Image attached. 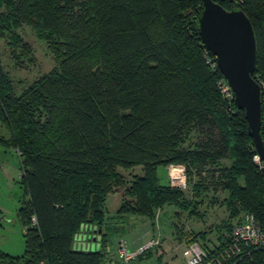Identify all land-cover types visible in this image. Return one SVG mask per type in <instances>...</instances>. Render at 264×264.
I'll return each instance as SVG.
<instances>
[{
	"label": "trees",
	"instance_id": "trees-1",
	"mask_svg": "<svg viewBox=\"0 0 264 264\" xmlns=\"http://www.w3.org/2000/svg\"><path fill=\"white\" fill-rule=\"evenodd\" d=\"M213 1L244 11L253 25L264 141V0ZM202 7L203 0H0V37L33 58L15 33L28 26L59 66L17 94L0 61V127L9 133L0 143L20 155L28 197L18 213L25 254L0 252V264H107L102 234L99 251L82 250L80 237L90 227L103 231L116 188L131 200L119 216L153 218L166 206L202 216L199 201L161 185L159 170L171 164L197 176L196 198L229 192L231 215L252 213L264 228V170L244 112L217 88L223 75L197 30ZM192 134L196 143L185 147ZM136 167L143 174L128 184L118 170ZM227 264H262V255L244 247Z\"/></svg>",
	"mask_w": 264,
	"mask_h": 264
},
{
	"label": "rangeland",
	"instance_id": "rangeland-1",
	"mask_svg": "<svg viewBox=\"0 0 264 264\" xmlns=\"http://www.w3.org/2000/svg\"><path fill=\"white\" fill-rule=\"evenodd\" d=\"M0 12H4V10ZM15 33L18 34L25 43L30 45L33 51V58L27 59L21 57L19 52L14 51L13 49L11 36L6 35L3 38L0 37V61L5 73L12 81L17 94H21L33 83L45 75L50 74L54 70H57L59 66L56 62L55 55L50 51L48 44L40 40L30 27L22 26L17 29ZM0 133L6 138H9V133L4 127H0ZM196 140L197 135L192 134L187 138L185 147H193ZM228 165L229 161L222 162V166ZM118 171L128 184L134 180L135 176L143 174L142 167H136L129 171L123 169H119ZM159 171L163 184L167 185L166 167L161 168ZM197 181L198 178L196 175L193 174L191 178L187 175V188L184 189L183 192L188 201L191 200L194 193L192 185ZM124 192L125 189L121 187L116 188L114 194H109L106 201V216H113L117 213L121 205L120 200L122 202L123 200L131 201L129 198H124ZM212 196V191L209 190L203 197L209 200ZM24 199L28 200V197L25 198L23 169L20 155L15 149L6 147L0 143V252L14 258H21L25 254V228L18 216ZM162 209H164L162 210L164 212H162L161 215L158 213V216L156 212L153 218L134 216L132 217L133 220H129V225L132 224L133 228L137 230L144 228L146 231H150V236L152 238L161 231L163 233L174 231L189 239L188 245H190L193 240H199L202 243L206 242V239L203 240L198 237L206 230L200 229V224L196 220L199 221L203 219H198L196 216L192 217L189 211L180 210L175 206H166ZM209 209V204H207L206 207L202 206L199 213L207 214L210 212ZM217 217H219V215ZM114 224L119 226V224L121 225V222L117 221L115 218L112 222V225ZM206 224L208 226L215 225L211 221H206ZM207 229L208 231L211 230L209 228ZM90 230V232L83 233L80 237L82 239L81 243H86L82 249L84 251H96L101 248V243L95 241L100 233L99 228H96V231H94L92 227ZM226 239L223 241L225 242ZM224 242H221L219 235L211 239V247L208 246L207 248L209 250L211 249L212 258L218 257V253L223 249ZM81 245L79 247L80 249L82 248ZM160 249L161 248L150 251L147 254V257L153 255L154 252V255H157ZM104 250L106 251V249ZM118 264H121V262L119 261Z\"/></svg>",
	"mask_w": 264,
	"mask_h": 264
},
{
	"label": "water",
	"instance_id": "water-1",
	"mask_svg": "<svg viewBox=\"0 0 264 264\" xmlns=\"http://www.w3.org/2000/svg\"><path fill=\"white\" fill-rule=\"evenodd\" d=\"M196 24L203 45L216 58L221 74L235 95L236 107L245 114L249 135L264 162L262 87L253 77L258 54L253 25L244 11H227L213 0H203ZM99 230L95 241L101 242L102 229Z\"/></svg>",
	"mask_w": 264,
	"mask_h": 264
},
{
	"label": "crops",
	"instance_id": "crops-1",
	"mask_svg": "<svg viewBox=\"0 0 264 264\" xmlns=\"http://www.w3.org/2000/svg\"><path fill=\"white\" fill-rule=\"evenodd\" d=\"M228 161H229V165H228L229 167L231 165V161L230 160ZM159 177L161 180V185H164L160 175ZM239 182L242 186H244L243 179L239 180ZM195 184L196 182H194V185ZM167 185H168V179H167ZM194 185H192V190H193ZM212 194H213L212 198L208 200L207 198L205 199L203 197L206 195V193H201L198 198H196L195 197L196 195H194L193 193V196L190 200L191 203L193 202L195 203L196 201L200 202L198 211H200L202 206L206 207L207 204H209L210 212L207 214L201 213L202 216L198 217V219H203V220H199V221L196 220L200 224V229L206 230L203 233H201V234H204V233L206 234V237H205L206 242L205 243L201 242L206 247L208 246L211 247L210 245L211 239H213L215 236H218V235H219V238L221 239V242H224L223 240L229 237L232 226L243 215V212H240L236 217H233L231 215V210L227 207L226 205L227 203H224L225 201L229 200V197H230L229 192L212 191ZM120 202H121L120 204L122 205L121 200ZM162 210L164 209L158 210L157 216H158V213L159 215H161V213L164 212ZM218 215L219 217H217ZM113 216H108V215L106 216L107 219H106L105 224L103 225V231H102V246L105 245L104 249H106V251L104 250V252L108 256L107 264H118L119 258H118L117 253H118V247L120 243H125L130 249H133V248L138 247L142 243L152 239V237L150 236L151 234L150 231L148 230L146 231L144 228L137 230L133 228L132 224L129 225V220H133L132 217H134L135 215L119 216L116 213ZM192 217H195V216H192ZM115 218L117 219V221L121 222V225L120 224L119 226L116 224L112 225L113 219ZM206 221L207 222L211 221L215 225L208 226L206 224ZM196 228H199V227H196ZM207 228L211 230L208 231ZM155 237H159L162 243L160 246L161 249L159 250V253L157 255H154L155 253L154 252L153 255H150L148 257L146 254L138 258L132 264H185L186 263L189 257V252H188L189 251L188 250L189 239H187L184 235L178 234V232H174V231L172 232L168 231L166 233H163L161 231L157 233Z\"/></svg>",
	"mask_w": 264,
	"mask_h": 264
},
{
	"label": "built area",
	"instance_id": "built-area-1",
	"mask_svg": "<svg viewBox=\"0 0 264 264\" xmlns=\"http://www.w3.org/2000/svg\"><path fill=\"white\" fill-rule=\"evenodd\" d=\"M230 2L237 7H241L245 1L230 0ZM213 68L220 71L217 60L213 64ZM217 88L225 102L229 104L234 102L235 104V95L224 77L217 82ZM254 162L261 170H264V162L258 154L254 156ZM166 176L170 187L182 191L187 188V170L184 165H168L166 167ZM33 222H35L34 219ZM160 246L161 240L159 237L142 243L136 249H130L125 243H120L118 258L121 264H131L139 257L160 248ZM244 247L260 252L262 264H264V228L252 213H243L241 218L232 226L228 241L223 245V249L218 253V257L212 258V251L205 248L201 242L193 241L189 245V257L185 264H227L242 255Z\"/></svg>",
	"mask_w": 264,
	"mask_h": 264
}]
</instances>
